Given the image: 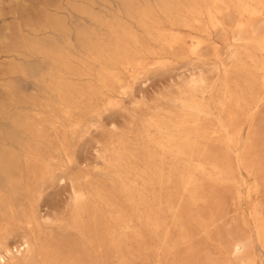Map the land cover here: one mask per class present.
<instances>
[{
	"label": "rangeland",
	"instance_id": "1",
	"mask_svg": "<svg viewBox=\"0 0 264 264\" xmlns=\"http://www.w3.org/2000/svg\"><path fill=\"white\" fill-rule=\"evenodd\" d=\"M19 173L5 264H264V0H0Z\"/></svg>",
	"mask_w": 264,
	"mask_h": 264
},
{
	"label": "bare ground",
	"instance_id": "2",
	"mask_svg": "<svg viewBox=\"0 0 264 264\" xmlns=\"http://www.w3.org/2000/svg\"><path fill=\"white\" fill-rule=\"evenodd\" d=\"M215 1V0H214ZM177 33V32H176ZM61 99V98H60ZM61 103V102H60ZM201 104V103H200ZM61 108V107H60ZM63 109V108H62ZM64 110V109H63ZM63 112V111H62ZM65 112V110H64ZM63 112V113H64ZM62 113V114H63ZM235 115V114H234ZM228 118V117H227ZM196 121V120H195ZM187 124V123H185ZM195 125V124H194ZM225 126V125H224ZM33 127V126H32ZM40 127V126H39ZM55 126L51 127L54 129ZM197 127V125H196ZM227 128V127H226ZM193 132V131H192ZM190 135V134H189ZM229 137V136H228ZM230 138H234L231 137ZM188 140V139H187ZM233 140V139H232ZM191 141V139H190ZM231 141V140H230ZM238 142V140H237ZM157 145V144H156ZM182 151V150H181ZM185 151V150H184ZM183 151V152H184ZM239 154V153H238ZM237 155V154H236ZM67 156V155H66ZM239 156V155H238ZM14 158V157H13ZM12 158V159H13ZM239 159V158H238ZM240 160V159H239ZM240 162V161H239ZM31 164L30 168L27 171V176L30 179V182H35L36 180H39L42 178L43 174L45 173V170L42 167V164H40L37 161H31L29 162ZM25 164V163H24ZM154 166V165H152ZM41 168V170L39 169ZM39 169V170H38ZM172 170V168H171ZM174 171V170H173ZM172 172V171H171ZM170 172V173H171ZM184 176V175H183ZM208 177V176H207ZM162 178V177H161ZM5 179V177H4ZM211 179V178H210ZM7 180V179H6ZM242 180V179H241ZM8 181V180H7ZM189 185V184H188ZM22 186V176L21 173L18 174L17 178L12 182V185L10 187L11 191L15 193V202L7 201L3 197H1L0 194V264H5L7 258L14 259L15 256L20 253L21 249L29 248V241L27 239H24L19 246L15 247L14 250L12 248H9L6 243H1V240L5 237L7 231L9 230L10 222L15 219V214L20 216L26 222L29 226H34L37 223V217L35 214V210L33 208L32 203L29 200H22L19 197H17V192L20 191V188ZM195 189V187H194ZM247 192V191H246ZM24 193V192H22ZM75 200L78 203V205H84L87 201L86 195L83 192H77L75 195ZM100 200V199H99ZM246 200V199H245ZM253 205V204H252ZM112 206V205H111ZM82 207V206H81ZM80 207H78L79 209ZM101 212V211H100ZM259 216V215H257ZM258 222V221H257ZM262 222V221H261ZM260 222V223H261ZM262 226V224H261ZM260 229V227H259ZM258 229V230H259ZM113 234V233H112ZM257 234V232H256ZM151 237V236H150ZM257 237V236H256ZM264 239V238H262ZM257 241V240H256ZM260 242V240H258ZM261 244V243H260ZM264 244V243H262ZM91 246V245H90ZM14 248V247H13ZM20 248V249H19ZM236 248V247H235ZM240 248L239 245H237V249ZM24 249V250H25ZM262 249V247H261ZM235 250V249H234ZM23 252V251H22ZM235 252V251H233ZM15 253V254H14ZM233 254V253H232ZM234 255V254H233ZM8 261V260H7Z\"/></svg>",
	"mask_w": 264,
	"mask_h": 264
}]
</instances>
